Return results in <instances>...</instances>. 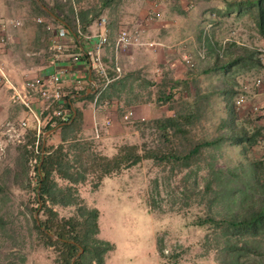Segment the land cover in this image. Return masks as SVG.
<instances>
[{
	"label": "rangeland",
	"instance_id": "1",
	"mask_svg": "<svg viewBox=\"0 0 264 264\" xmlns=\"http://www.w3.org/2000/svg\"><path fill=\"white\" fill-rule=\"evenodd\" d=\"M54 1L61 5L62 12H69L67 4ZM88 1L76 0V4L84 7ZM120 1L126 14L137 17L124 27L139 34L144 43H155L153 48H145L143 63L155 64L154 73L163 77L165 74L162 81L166 82L157 88L151 85L150 90L149 72L133 68L137 59L129 63L128 52L132 49L123 52L117 62L123 69L120 83L105 90L98 101L110 109L104 111L109 125L102 127L99 139H87V134L80 133L73 136L91 144L90 152L96 156L110 158L121 147L136 146L144 158L136 166L104 178L94 188L97 181L85 173L87 166L76 158L73 149L68 152L69 173L76 179L84 177L85 181L72 183L53 171L50 179L58 204L46 200L42 208L37 204L34 168L43 146L50 149L45 132L37 153L34 138L7 147L0 153V264H60L59 251L45 243L34 220L39 225L45 220V210L52 209L61 219L81 222L82 209H96L95 206L100 209H96L100 229L96 238L100 240L102 231L113 245V250L104 256V264H236L239 256L240 264H264V235H232L231 230L226 234L228 225L224 224L234 214L241 215L240 190L248 177L252 176L253 181L255 173L256 177L264 175V116L250 94L253 76L239 75L235 66L228 76L210 73L186 85L166 75L170 71L166 65L185 66V56L194 65L185 66L189 71L196 70L197 61L213 60L222 63L237 59L244 66L251 60L260 67L252 48L259 44L262 35L252 11L245 10L240 15L216 12L223 11L228 2L244 0ZM151 10L154 20L141 33L139 27L144 24L139 15ZM201 49L205 51L203 59L196 54ZM244 87L249 92L243 93L245 102L238 107L235 99ZM219 88L228 89L230 97L225 99L227 93H219ZM156 89L169 90L172 97L157 99L153 92ZM147 105H151L156 119H141L134 114ZM255 107L259 110L255 111ZM129 111L131 121L125 123L123 117ZM167 119L178 122L177 130L158 128L157 123ZM238 134L242 140L234 145L231 139ZM69 136L73 137L71 133ZM197 146V153L186 160ZM147 155L150 158H145ZM87 156L85 153L84 158ZM57 189L63 194L55 193ZM247 195L250 199L245 200L243 209L251 204L252 196L260 198V191H248ZM88 233L91 235L90 230ZM159 239L162 256L158 254ZM245 243L258 253L236 248ZM230 249L233 253H229ZM90 258L92 255H86L82 264H95Z\"/></svg>",
	"mask_w": 264,
	"mask_h": 264
},
{
	"label": "crops",
	"instance_id": "2",
	"mask_svg": "<svg viewBox=\"0 0 264 264\" xmlns=\"http://www.w3.org/2000/svg\"><path fill=\"white\" fill-rule=\"evenodd\" d=\"M54 2V0H0V22L8 19L21 22V26L16 28L10 27L8 29L10 40L2 57L5 70L12 83L21 85L30 79L45 78L59 72L65 73L62 78V87L68 96L65 99V106L68 109L69 118H71L66 125H69L75 116H77V120L71 129L57 128L56 122L44 126L45 142L47 146H50V149H54L62 144L65 138L69 139L70 133L71 136H77L79 133L82 135L87 134V139H94V124H98L102 129V127H106V122L110 123L109 120H106L107 116L104 114V111H110L109 107L99 105L98 101L100 100L96 103L94 102V89L99 79L96 77L91 65L92 60L96 54H99L107 68L109 78L113 79L105 90L109 91L116 84H119V77L122 73L116 78L114 68L117 65L118 59L122 57L121 54L126 51L115 55L112 43L117 31L125 28V24L134 23V20L137 18L135 14L131 15L130 12L126 14L125 8L120 7L122 5L120 0H89L84 7H79L78 12H74L69 7L68 13L62 12L61 5H55ZM237 2H228L226 3V7L229 4ZM226 7H224L223 11L216 12L219 14H222V12L237 14L234 9L228 11ZM95 10L97 11L94 12ZM147 13L144 11V13L139 15L144 24H141L139 27L142 31L141 33H145L143 30L144 26L150 25L153 21L147 22L145 20ZM36 19H42L46 24L53 25L54 30L48 31L46 24H37ZM76 19H78V23H76ZM101 19H104L105 22L102 23ZM56 28L65 29L67 32L66 37L59 39L56 35ZM102 33H105L107 36V45L97 50L98 35ZM146 44L128 52L130 56L127 59L130 61L129 63L137 59L135 65L132 63L133 68L149 72L148 78L150 80V90H152L151 85L157 88L159 87V83L163 84L166 81H162L165 78V74L163 77L162 74L154 73L157 71L155 64L151 63V61L143 63L142 58H145V51L147 50L145 48H153L155 46V43H152V41H148ZM57 46L60 47V50L55 49ZM73 57H77L78 61L73 62ZM251 57H253L252 54ZM151 58L152 55L150 54L148 59L151 60ZM255 65L256 63L250 60L244 66L237 59L222 63L214 60L211 63L197 61L196 70L189 71L185 67L186 65L169 63L166 65V69L170 71L166 75L176 83L186 85L198 82L210 73L215 74L218 72L222 76H228L231 68L235 66L236 72H239V75L245 73L246 75H252L254 77H252V80L257 79V77L261 79L262 84L259 88L255 89L252 84L250 85V94H252L254 101L258 102L261 107L260 115L264 116V60L260 61L261 68ZM238 77L237 80L239 82ZM77 84H80L79 88H76ZM217 91L221 94L226 92L227 98L225 97V99H228L231 95L228 89L223 90V88H219ZM153 92L154 97L155 94L157 95V99L164 97L169 100L172 97L169 90L163 92L162 89L160 91L156 89ZM9 95L10 92L0 87V125L10 120L25 119L28 123L25 140L29 142L34 138V123L25 108L19 104L12 103ZM105 105L108 106V103H105ZM149 106L151 105L140 107L139 110L134 111V114L139 115L141 119H156L157 115H155L154 110ZM33 108L38 112L43 111V107L39 102H35ZM262 124L264 125V121ZM51 128L53 130L47 132ZM231 140L234 145H238L242 139L238 134ZM112 155L114 153H111ZM95 208L98 211L100 210L97 206ZM99 236L101 237H99L100 240H107L102 236V231H100Z\"/></svg>",
	"mask_w": 264,
	"mask_h": 264
},
{
	"label": "trees",
	"instance_id": "3",
	"mask_svg": "<svg viewBox=\"0 0 264 264\" xmlns=\"http://www.w3.org/2000/svg\"><path fill=\"white\" fill-rule=\"evenodd\" d=\"M264 0H244L242 2H237L233 4L227 5V10L234 9L235 12L240 15L245 10L252 11L254 15L255 24L259 29L261 35L264 34ZM71 118H69L66 122H57V128H73L77 116L72 120L69 125H66ZM158 128L162 131H166V129L172 128L177 130L178 122L174 119H167L166 121L159 122ZM52 128L47 130L51 131ZM242 139V137H240ZM84 142L81 139L76 138L75 136L64 139L63 143L57 146L54 149H49L43 146L42 153L38 157L36 167L34 168L35 173L37 175V204L42 208H45V201L51 200L53 205H57L58 201L54 197V192L51 184V174L52 172H56L60 178L66 179L72 183L84 182V177H79V179L74 178L72 174L69 173V160H68V152L71 150L76 151V158L80 159L79 161L84 162L86 169L88 170L85 173L91 174L93 178H95L96 185L94 188H97L99 183L111 175H115L119 173L121 170L126 168H130L136 166L141 162L144 158L142 155L138 153V148L136 146H124L121 147L117 153L108 158L105 156L94 155L90 152L89 143ZM200 146L195 147L190 154H188L185 159H190L193 153H197ZM90 152V153H89ZM87 153L88 156L84 158V154ZM145 158H150L148 155ZM257 171V170H256ZM264 174V173H263ZM264 175H260L253 177V181H251V177H248L246 185H244V189L240 190L241 198L239 199L242 208L240 209L241 215L234 214L230 217L228 222L224 224L228 225L225 228L226 234L228 230L233 231L232 235L245 236L248 235L250 237L256 238L259 235H264V199L262 195H264ZM207 190L209 186L206 187ZM69 191L71 189H68ZM255 190V194L260 191V198L251 197L253 200L251 204H249L245 209H243V204L247 198L250 199L249 192H253ZM258 190V191H257ZM55 193L63 194L61 189H57ZM247 193V194H246ZM69 204V202H67ZM38 209H36L37 211ZM84 212L81 215L82 220L77 221L75 218L71 219H61L52 209L45 210V220L39 221V225L36 224L34 220V227L38 231V233L42 236L45 243L48 246L54 247L58 252V262L60 264H72V260L75 258L73 264H82L85 260L86 255H92V258L89 261H94L95 264H104V256L113 250V245L106 241H102L96 238L98 234V224L97 219L99 213L96 209H82ZM87 214L84 219L83 216ZM88 230L91 231V235H89ZM92 239V241H88ZM162 243L161 239L157 240L158 254L162 256V249L160 248V244ZM242 247H236L237 249H246L245 251L253 253H258L256 248L251 247L252 245H246ZM82 253L76 257L79 252ZM228 255V248L226 249ZM234 250H229V253H233ZM237 261L240 264V256ZM236 262V264H238Z\"/></svg>",
	"mask_w": 264,
	"mask_h": 264
},
{
	"label": "built area",
	"instance_id": "4",
	"mask_svg": "<svg viewBox=\"0 0 264 264\" xmlns=\"http://www.w3.org/2000/svg\"><path fill=\"white\" fill-rule=\"evenodd\" d=\"M63 4H67L74 12H78L79 6L76 4V0H61ZM154 12L151 10L147 13L145 20L147 22L154 20ZM104 23V19H101ZM37 24H46L42 19H36ZM78 23V19H76ZM21 26V22L8 19L0 22V87L5 88L10 92V101L14 104H19L25 108L31 120L34 123V150L37 153V149L40 141L43 138V128L44 126L51 125L57 122H66L69 119V112L65 106V99L68 97L62 87V78L65 73L59 72L47 76L45 78H34L25 81L21 85H15L10 80L7 72L5 70L2 57L6 51V47L9 43L8 29L10 27L16 28ZM46 29L48 31H53V25L46 24ZM56 35L59 39L66 37L67 32L63 28H56ZM79 33V32H78ZM107 45V36L105 33L98 35L97 50L101 49ZM147 45L144 43L140 35L136 32L132 33L126 28H121L117 31L114 41L112 43V48L115 55L119 53L135 48H140L141 46ZM56 50H60V47H55ZM256 52V56L260 61L264 60V34L256 47L252 48ZM198 57L203 59L205 56L204 49H201L197 53ZM220 55V54H219ZM221 56V55H220ZM78 58L73 57V62H77ZM184 64L188 68H192L193 62L190 57L185 56L183 58ZM92 67L94 69L96 77L99 79L95 85L94 89V102L96 103L100 100L103 91L107 88L109 83L113 80L109 78L107 73V68L104 65L99 54H96L92 60ZM116 72V78L119 77L121 69L115 65L114 68ZM79 83V82H77ZM262 84L260 79H254L252 85L254 88H259ZM80 84L76 85L79 88ZM249 91L247 87L243 88L242 93L235 99V104L239 107L245 102V94ZM39 102L43 111L38 112L33 108V104ZM261 108V107H259ZM258 111V108H254ZM132 113L129 111L123 117L125 123L131 121ZM109 122L105 123L108 126ZM28 123L25 119L23 120H10L2 123L0 125V153H3L5 149L9 146L19 145L24 142L26 130ZM101 126L94 124V139H99ZM42 153V151H41Z\"/></svg>",
	"mask_w": 264,
	"mask_h": 264
},
{
	"label": "water",
	"instance_id": "5",
	"mask_svg": "<svg viewBox=\"0 0 264 264\" xmlns=\"http://www.w3.org/2000/svg\"><path fill=\"white\" fill-rule=\"evenodd\" d=\"M81 253H82V251H80L76 257H78ZM74 260H75V258L72 260V264H73Z\"/></svg>",
	"mask_w": 264,
	"mask_h": 264
}]
</instances>
